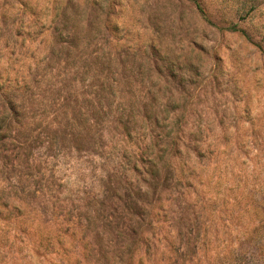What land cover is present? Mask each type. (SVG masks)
I'll return each mask as SVG.
<instances>
[{"label":"rangeland","instance_id":"1","mask_svg":"<svg viewBox=\"0 0 264 264\" xmlns=\"http://www.w3.org/2000/svg\"><path fill=\"white\" fill-rule=\"evenodd\" d=\"M1 82L0 264H264V0H0Z\"/></svg>","mask_w":264,"mask_h":264},{"label":"trees","instance_id":"2","mask_svg":"<svg viewBox=\"0 0 264 264\" xmlns=\"http://www.w3.org/2000/svg\"><path fill=\"white\" fill-rule=\"evenodd\" d=\"M20 88L16 85L0 83V97L3 98V101L0 102V149H10L12 151L17 149L26 154L25 151H30L33 140L29 139L24 127L21 128L23 112L16 101L12 99L14 91ZM0 157L5 158L6 156L0 153ZM137 157L138 162L143 167L142 171L149 177L150 186L158 179L160 172H169V162L161 153L152 154L151 152L149 154L147 152L142 157L140 153ZM134 167H136V164ZM134 192L137 197L142 193L146 194V190L141 191L138 186L134 188ZM11 199L13 198L10 196L9 191L0 189V211L10 214L18 209V206L11 202ZM18 201L20 203L22 199L19 198Z\"/></svg>","mask_w":264,"mask_h":264}]
</instances>
